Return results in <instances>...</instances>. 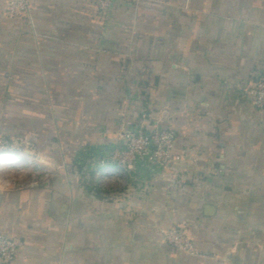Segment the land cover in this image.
Instances as JSON below:
<instances>
[{
    "label": "crops",
    "instance_id": "0c3cea01",
    "mask_svg": "<svg viewBox=\"0 0 264 264\" xmlns=\"http://www.w3.org/2000/svg\"><path fill=\"white\" fill-rule=\"evenodd\" d=\"M8 1L0 130L48 159L5 167L28 173L0 185L15 264H264V109L245 93L264 69V0H31L29 17ZM144 112L177 131L170 168L119 185L65 165L70 147L120 145ZM39 170L49 180L31 184ZM172 225L209 257L168 244Z\"/></svg>",
    "mask_w": 264,
    "mask_h": 264
},
{
    "label": "built area",
    "instance_id": "2783aa9c",
    "mask_svg": "<svg viewBox=\"0 0 264 264\" xmlns=\"http://www.w3.org/2000/svg\"><path fill=\"white\" fill-rule=\"evenodd\" d=\"M113 4L114 0H98L96 6L99 11L106 12L112 8ZM32 9L31 0H9L6 15L29 17ZM245 93L255 108L264 109V69ZM146 117L144 112L138 125H131L124 129L121 133L123 140L120 145L80 148L76 152L74 162L88 160L90 167L100 175L101 182L117 180L119 185L128 182L130 172L159 173L170 168L174 162L181 159V155L174 152L177 131L172 126L164 128L159 124L147 126L144 124ZM21 156L14 140L0 134V172L19 161L25 163L30 161ZM26 165L29 166V164ZM33 168L40 167L33 166ZM163 237L168 244L180 252L192 256L209 257L198 249L185 226L172 225L163 231ZM16 257V242L9 235L0 233V264H15Z\"/></svg>",
    "mask_w": 264,
    "mask_h": 264
},
{
    "label": "rangeland",
    "instance_id": "374dc122",
    "mask_svg": "<svg viewBox=\"0 0 264 264\" xmlns=\"http://www.w3.org/2000/svg\"><path fill=\"white\" fill-rule=\"evenodd\" d=\"M0 134L6 135L10 137L17 145L18 153L22 156L26 157L30 161H28L25 164H29L30 167H37L43 168L47 162L48 159H44L41 157L42 153H40L36 138L32 134H22L20 137H13L11 135H7L3 131L0 130ZM79 149V147H70L67 153H65V165H67L70 168H75L74 160L76 156V152ZM38 170V169H37ZM28 176L27 171H23L21 168L19 169H13V170H6L3 169L0 172V185L3 187H12L18 183H23V180L25 181L26 177ZM50 178L49 173L45 171L39 170L38 172H35L32 180L30 181L31 184L34 183H41L46 182Z\"/></svg>",
    "mask_w": 264,
    "mask_h": 264
},
{
    "label": "trees",
    "instance_id": "16d2710c",
    "mask_svg": "<svg viewBox=\"0 0 264 264\" xmlns=\"http://www.w3.org/2000/svg\"><path fill=\"white\" fill-rule=\"evenodd\" d=\"M87 148H89V149H90L91 147H87ZM74 163H75V162H74ZM75 164H76V163H75Z\"/></svg>",
    "mask_w": 264,
    "mask_h": 264
}]
</instances>
